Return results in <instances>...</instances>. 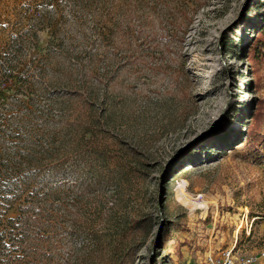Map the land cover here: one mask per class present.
I'll list each match as a JSON object with an SVG mask.
<instances>
[{"label": "rangeland", "instance_id": "rangeland-1", "mask_svg": "<svg viewBox=\"0 0 264 264\" xmlns=\"http://www.w3.org/2000/svg\"><path fill=\"white\" fill-rule=\"evenodd\" d=\"M260 26L264 0H0V74L12 63L21 83L0 97V175L10 157L55 152L27 187L0 189L59 197L42 205L40 262L210 264L264 249V122L260 143L246 136L264 109Z\"/></svg>", "mask_w": 264, "mask_h": 264}, {"label": "trees", "instance_id": "trees-1", "mask_svg": "<svg viewBox=\"0 0 264 264\" xmlns=\"http://www.w3.org/2000/svg\"><path fill=\"white\" fill-rule=\"evenodd\" d=\"M258 53L259 55L264 56V26H260L256 31L254 44L252 45L251 59H254ZM13 68L14 65L10 63V68L8 69L9 74H0V79H5L4 83L0 81V97L2 96L3 89L8 88V84H10V88L11 85L17 87L21 86V83L19 82L18 84V81L16 80L17 77L14 75ZM16 91H18V89H16ZM21 105L23 110H31L28 109V105L25 104V102ZM29 119L31 118L26 115L24 117H20V119H18V121L14 124L20 128H24ZM253 119L254 124L256 125L253 127L249 126L246 130V136L249 138L248 143L250 146H253L260 137L258 130L260 128L259 124L264 122L263 106L260 108L258 115L253 117ZM17 136L19 135L11 134L12 138H17ZM261 137L258 140V143L262 140ZM42 150L44 149L42 148ZM51 150L52 149L49 150L47 148L46 151H37V156L26 154L28 157H10V178L9 180L6 179V181H4L0 175V189L5 183L9 184V186H18V184L26 182L25 179L22 181L21 176L30 169L35 170L31 173V178H36L43 167V159H49V157H47V155L44 156V154L51 153L52 156L55 155V152ZM70 161L72 162L73 160L70 159ZM63 165V161L59 164L51 162V164L48 165L50 173H58L59 169ZM27 175L30 176V174ZM24 185L27 187L28 183L26 182ZM22 191H24V189L18 191L19 193H13L10 197L1 196L0 191V199L8 200L6 203L7 211L9 209L13 214L10 217H7L6 215L0 216V264H47L49 262H47V260L40 262L39 259L42 257L41 255L38 256L36 246L43 242L41 232L44 233L46 226L45 223L53 215L45 213L42 205H44V202L50 200L51 203H47V205L49 206V209L54 208L52 202L57 201L59 197L53 195L49 196V193L46 192L36 195L31 193L32 195H30L29 198L25 197V195L21 193Z\"/></svg>", "mask_w": 264, "mask_h": 264}, {"label": "built area", "instance_id": "built-area-1", "mask_svg": "<svg viewBox=\"0 0 264 264\" xmlns=\"http://www.w3.org/2000/svg\"><path fill=\"white\" fill-rule=\"evenodd\" d=\"M207 260L210 264H264V249L241 258L234 255L232 249H228L223 251L218 261H214L211 255L207 256Z\"/></svg>", "mask_w": 264, "mask_h": 264}, {"label": "bare ground", "instance_id": "bare-ground-1", "mask_svg": "<svg viewBox=\"0 0 264 264\" xmlns=\"http://www.w3.org/2000/svg\"><path fill=\"white\" fill-rule=\"evenodd\" d=\"M182 195V194H181ZM197 202V201H196ZM195 203V202H194ZM204 204V203H203ZM195 205V204H194ZM196 206L197 207H203V205H201V203L200 204H198V203H196Z\"/></svg>", "mask_w": 264, "mask_h": 264}]
</instances>
